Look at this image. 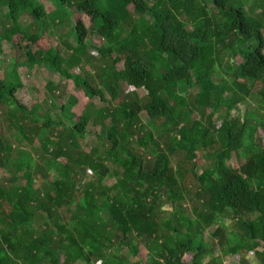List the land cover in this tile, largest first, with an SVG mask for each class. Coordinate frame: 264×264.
<instances>
[{"label": "trees", "instance_id": "obj_1", "mask_svg": "<svg viewBox=\"0 0 264 264\" xmlns=\"http://www.w3.org/2000/svg\"><path fill=\"white\" fill-rule=\"evenodd\" d=\"M2 1L0 64L29 14L28 58L63 77L31 107L18 64L0 79V264H264V0Z\"/></svg>", "mask_w": 264, "mask_h": 264}, {"label": "rangeland", "instance_id": "obj_2", "mask_svg": "<svg viewBox=\"0 0 264 264\" xmlns=\"http://www.w3.org/2000/svg\"><path fill=\"white\" fill-rule=\"evenodd\" d=\"M42 2L48 12L55 13V10L57 9L56 1L55 0H39ZM8 12V8L4 6L3 1L0 0V37L3 35H6L8 31L10 30L12 23L11 21H8L6 14ZM69 17V16H68ZM66 19V17H65ZM68 19V18H67ZM66 19V20H67ZM75 20L83 19L86 21V23H90L91 18L87 14H76L74 17ZM33 22L32 17L28 14L21 18L20 24L22 25V31L19 32L17 35L14 36L13 40L11 42L6 41L4 42V60L0 64V79H10V82H12L15 85L19 84V79L23 87L19 90L17 96L18 98L26 103L28 107H31L35 103H39L40 105L45 104L50 101L49 96V90L48 85L49 83H57L62 79V75H59L58 73H51L49 71V68H47L45 65L40 64H34V62H31L28 58V44H31V41H29L27 38H25V33H27L28 25ZM71 22V21H70ZM67 23L60 24L58 27V30H54L53 34H46L36 45L33 46V48L36 46L37 49H45L48 50L51 47L55 46H65L62 42V35L67 36V39L70 40L71 43H75L74 34L72 33V30H70ZM64 41V40H63ZM97 42H101L102 40L99 37H96ZM32 46V44H31ZM234 62L236 63V67L240 65L241 57L237 56L234 59ZM15 64H18V72L20 74L19 79H17L15 76L12 75L11 78V71H13L12 66ZM119 68L123 67V62L118 63L117 65ZM75 72V71H74ZM66 83V95L63 99L60 100V102H65L68 99V94L74 95L78 99V105L74 109L76 113H80L85 106V104L88 102V96L85 94L83 89H76L73 85V82L71 80H65ZM127 89V90H126ZM124 94H129V87L126 86L124 88ZM144 92H142L143 94ZM64 100V101H63ZM48 106V105H44ZM245 106L248 108V110L252 111L256 106V101L254 99H249L246 101ZM7 108L0 109V118L4 116L7 113ZM55 114V113H54ZM254 116V114H252ZM7 130L8 126L6 127ZM87 130L90 132V135L87 136L88 141L93 140V134L99 130V125H94L93 123H90L87 127ZM10 131V130H9ZM7 131V135L10 136V132ZM89 147V146H87ZM233 165H237L235 160H233ZM55 172H53V176H55ZM57 177V174H56ZM35 186L39 184V181H35ZM211 232H213V229L207 230L205 232V238L211 240V246L212 249L217 253L220 251V242L218 239L211 237ZM189 255H186V259H189ZM208 256L206 260H208ZM234 258H236L234 256ZM231 255H225L222 259V264H237L235 263L234 259ZM238 258V257H237ZM236 258V259H237ZM247 258L252 260V264L255 263L253 253L250 252L247 255Z\"/></svg>", "mask_w": 264, "mask_h": 264}]
</instances>
